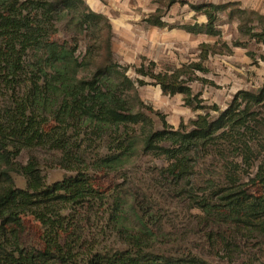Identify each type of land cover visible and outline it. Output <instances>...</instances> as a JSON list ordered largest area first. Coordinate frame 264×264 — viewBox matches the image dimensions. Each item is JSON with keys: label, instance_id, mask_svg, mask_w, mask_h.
<instances>
[{"label": "trees", "instance_id": "trees-1", "mask_svg": "<svg viewBox=\"0 0 264 264\" xmlns=\"http://www.w3.org/2000/svg\"><path fill=\"white\" fill-rule=\"evenodd\" d=\"M191 8L207 15L209 21L185 25L190 33L219 36L218 14L229 10L228 17L240 21L244 34L264 43V15L258 11L248 13L236 1L194 4ZM158 14L146 21L167 26ZM247 14L259 16L260 24L253 25L249 16L252 25L244 28ZM96 19L104 22L108 32L102 43L106 53L91 78L76 86L70 76H75L76 66L82 65L94 49L90 45L89 51H82L80 38L91 37ZM65 21L68 32L61 30ZM86 29L89 33L84 32ZM111 29L108 17L89 10L84 0H0V264H213L195 253L156 248L165 232L160 235V230L149 227L153 213L138 206L140 192L124 185L109 192L89 176L90 164L96 168L113 166L118 171L133 160L137 133L103 132L108 122L122 121L133 130V125L148 121L144 112H135L133 107L135 103L144 107L136 84L145 85L146 81L129 78L127 68L114 61ZM216 46H201L200 62L186 67L189 74L207 71L203 62L217 54ZM137 70L152 78L164 94H182L187 106L206 110L201 95L194 94L182 77L188 73L184 69L153 73L144 66ZM213 107L219 111L217 119L200 114L188 125L182 122L178 129L160 115L163 128L150 131L147 147L155 144L156 154L167 161L161 173L176 186L190 182L195 163L217 149L225 159L224 173L211 171L207 181L216 186L223 178L229 184L198 201L205 219L212 224H232L235 233L264 236V193L254 195L243 190L239 183L245 169L229 160L235 151L244 152L246 164L253 165L255 151L246 134L252 133L249 124L259 115L254 107H264V86L258 93L238 91L224 110ZM45 115L58 122L51 132L42 129L41 116ZM221 140L230 150L221 147ZM103 144L108 148L106 156L99 151L93 158L87 154L92 146ZM38 149L59 154L61 160L72 164L76 174L48 182L35 154ZM25 151L29 159L23 164L18 158ZM17 174L25 177L24 187L16 184ZM252 181L264 185V163ZM105 212L109 215L104 219ZM26 216L57 231L41 247L25 245ZM108 233L120 236L127 246H102L101 239Z\"/></svg>", "mask_w": 264, "mask_h": 264}, {"label": "rangeland", "instance_id": "rangeland-1", "mask_svg": "<svg viewBox=\"0 0 264 264\" xmlns=\"http://www.w3.org/2000/svg\"><path fill=\"white\" fill-rule=\"evenodd\" d=\"M171 0H84L89 10L108 17L111 31V46L113 59L122 67H126V74L133 80L143 79L145 85H138V93L144 107L133 105L135 112H144L148 117L146 123L133 125L129 130L122 121L112 120L103 128L106 133H137L133 146L134 154L132 162L124 163L118 171L113 166L96 168L90 164L89 176L95 181V185L103 190L111 192L117 185H124L133 191H139L138 206L153 213L149 227L154 231L164 233L156 243V248L168 252H191L207 259L213 264H264V236L249 232L235 233L232 224H212L205 219V214L198 201L210 197V193L218 188H225L229 184L223 178L216 181V186H211L207 181L210 172H223L225 159L218 153H207L198 163H195V173L190 182H183L179 186L169 183L162 175V169L167 161L160 157L153 149L149 148L148 135L154 129H162L163 115L170 126L178 129L182 122L188 125L190 120L198 115H210V119H217L220 109H226L233 100L234 95L240 90L258 93L264 86V43L249 38L240 30V21L237 18L230 19L228 11L218 14L217 28L219 36L207 34H192L183 27L195 23L209 21L206 15H197L191 5L201 3H225L229 0H178L170 4ZM181 1H186L181 3ZM247 8V12L258 11L264 14V0H239ZM158 12L162 21L167 26L158 27L149 24L146 19ZM89 13V12H88ZM250 14H247L243 22L244 28L259 25L260 19L252 15L253 22L248 23ZM91 19V18H90ZM89 19V23L92 20ZM96 27L93 34L80 38L81 50L91 48L92 54H88L82 65H77L75 76H70L72 83L79 86L81 81L91 78L96 65L102 61L106 48L102 44L107 38L108 32L102 20H93ZM67 21L61 22V30H70L65 27ZM84 32L89 33V29ZM217 43V54L203 62L206 72L196 71L189 74L187 65L200 62L201 46L203 44L214 45ZM237 43V45H236ZM227 45L231 50H228ZM99 46L103 48L98 49ZM88 53V52H87ZM153 73L184 69L188 73L183 74L194 94H200L206 110H195L184 103L182 94L175 96L163 93L160 86L154 84V80L143 76L138 68L144 67ZM125 93V91H124ZM259 115L249 124L252 133L246 134V141L253 151V165L249 167L245 162L244 152L229 155L230 161H235L245 171L241 174L240 187L248 193L262 195L264 185L253 182L259 166L264 163V107H254ZM55 122L50 116H41V125L44 132H51ZM134 131V132H131ZM94 133V132H91ZM102 133V132H100ZM221 147L228 148V144L221 140ZM99 151L101 155L108 154L105 144L94 147L88 151L93 158ZM41 170L48 182H56L76 174L73 166L61 160L59 154L47 149L35 151ZM92 158H89L92 159ZM28 152H23L18 161L28 162ZM91 163V162H90ZM121 169V170H120ZM16 184L20 187L26 185L23 175H15ZM188 190L180 194L181 190ZM191 193H194L191 196ZM208 196V197H207ZM216 201V200H215ZM109 204L105 205L108 208ZM103 214V213H101ZM109 212L104 213V219ZM162 230V232H161ZM55 227H44L31 216L25 218V231L22 241L25 245L41 247L55 232ZM102 246L125 248V242L115 233H108L102 239ZM228 243V245H227ZM232 251H231V250Z\"/></svg>", "mask_w": 264, "mask_h": 264}, {"label": "crops", "instance_id": "crops-1", "mask_svg": "<svg viewBox=\"0 0 264 264\" xmlns=\"http://www.w3.org/2000/svg\"><path fill=\"white\" fill-rule=\"evenodd\" d=\"M230 1H236V2H239L242 8L247 9L246 7L243 6L242 2L239 1V0H229L228 2H230ZM192 10H193V9H192ZM193 11H194V10H193ZM194 12H195V11H194ZM195 13H196V12H195ZM196 14H197V13H196ZM260 14L264 15V14L261 13V12H260ZM197 15H205V14H197ZM206 16H207V15H206ZM199 24H204V23H199ZM187 32H188V31H187ZM189 33H190V32H189ZM192 34H193V33H192Z\"/></svg>", "mask_w": 264, "mask_h": 264}]
</instances>
